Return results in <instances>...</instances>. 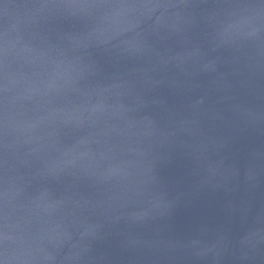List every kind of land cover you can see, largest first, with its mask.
I'll list each match as a JSON object with an SVG mask.
<instances>
[{
	"label": "water",
	"instance_id": "95a60500",
	"mask_svg": "<svg viewBox=\"0 0 264 264\" xmlns=\"http://www.w3.org/2000/svg\"><path fill=\"white\" fill-rule=\"evenodd\" d=\"M0 264H264V0H0Z\"/></svg>",
	"mask_w": 264,
	"mask_h": 264
}]
</instances>
